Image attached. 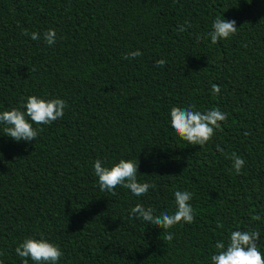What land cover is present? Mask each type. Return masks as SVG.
<instances>
[{
  "label": "trees",
  "instance_id": "16d2710c",
  "mask_svg": "<svg viewBox=\"0 0 264 264\" xmlns=\"http://www.w3.org/2000/svg\"><path fill=\"white\" fill-rule=\"evenodd\" d=\"M217 17L238 30L213 44ZM31 95L68 107L34 124L42 131L31 142L0 124L2 264H23L16 247L41 234L64 253L58 264H212L216 242L236 230L259 231L264 254V0H0V112L25 110ZM191 105L228 117L202 147L171 127V108ZM97 159L133 160L138 181L156 188L101 191ZM177 190L193 193L195 220L168 230L171 241L131 215L137 204L173 213Z\"/></svg>",
  "mask_w": 264,
  "mask_h": 264
},
{
  "label": "clouds",
  "instance_id": "9594fccd",
  "mask_svg": "<svg viewBox=\"0 0 264 264\" xmlns=\"http://www.w3.org/2000/svg\"><path fill=\"white\" fill-rule=\"evenodd\" d=\"M191 27L190 23L178 26L179 32H185ZM235 20L221 19L217 17L212 24V31L209 33L211 42L227 40L237 33ZM22 35L30 36L32 40H39L40 33L31 32L24 29ZM57 33L54 29H48L43 33V40L48 46L55 44ZM140 50L124 54L123 59H133L141 56ZM157 67H164L166 61L158 59L155 61ZM34 70V69H33ZM211 92L218 95L221 92L220 86L212 84ZM67 102L61 98L45 99L36 95L27 97L26 102L20 108H13L0 112V124L5 125L4 134L16 142L37 140L39 131L33 125H50L65 115ZM171 127L176 134L191 145L204 146L215 135V131L221 128L222 121L227 120V115L212 108L207 111L196 110L195 105L186 108L173 107L170 110ZM219 148V145H217ZM233 168L237 174H241L245 167V160L232 154ZM138 164L133 160L121 159L111 167L104 166L100 159L94 163V175L98 178L101 191L116 195L115 189L123 187L131 191L137 197L143 196L150 189H155L156 185L149 182H139L137 179ZM176 209L173 213L162 212L154 215L152 208H145L137 204L131 209V215L144 222L155 225L164 230L167 240L171 241L174 234L168 230L183 223L191 224L195 220L194 209L190 203L193 193L190 191H175ZM253 220H259V216H252ZM261 235L259 231L236 230L230 233L227 245L224 241L218 240L215 244L216 253L211 255L212 264H264V254L257 246ZM16 255L23 258V264H28V260L34 264H58L64 255L60 247L43 237L27 238L15 249ZM2 264V262H0Z\"/></svg>",
  "mask_w": 264,
  "mask_h": 264
}]
</instances>
